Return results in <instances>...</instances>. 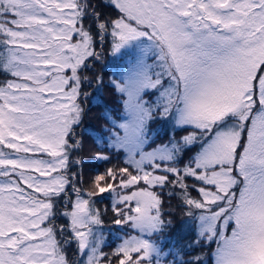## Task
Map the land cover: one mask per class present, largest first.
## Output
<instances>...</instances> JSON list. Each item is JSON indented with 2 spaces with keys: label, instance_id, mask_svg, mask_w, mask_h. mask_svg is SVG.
I'll use <instances>...</instances> for the list:
<instances>
[{
  "label": "snow or ice",
  "instance_id": "obj_1",
  "mask_svg": "<svg viewBox=\"0 0 264 264\" xmlns=\"http://www.w3.org/2000/svg\"><path fill=\"white\" fill-rule=\"evenodd\" d=\"M107 3L114 18L91 0H0V72L11 77L0 83V264H69L72 240L81 264H113L91 199L104 193L113 223L140 233L117 247L116 264H168L143 238L172 225L157 191L166 187L181 190L185 215L199 221L193 244L217 241L216 264H264V0ZM109 36L113 53L134 50L109 81L123 114L105 117V149L121 150L127 166L96 174L84 193L67 174L70 155L83 149L76 128L92 94L82 85L105 84L82 70L101 60L97 44ZM169 117L187 135L152 147L149 122ZM105 149L93 159L108 161ZM69 185L76 198L63 213L70 239L61 241L68 229L53 225V199L67 198Z\"/></svg>",
  "mask_w": 264,
  "mask_h": 264
},
{
  "label": "rangeland",
  "instance_id": "obj_2",
  "mask_svg": "<svg viewBox=\"0 0 264 264\" xmlns=\"http://www.w3.org/2000/svg\"><path fill=\"white\" fill-rule=\"evenodd\" d=\"M105 2L107 3V0H105ZM109 10L111 12V18H114L117 14L116 10L112 6L109 7ZM85 27H86V25H85ZM105 43H109L110 44L109 46H111V37L110 36L105 39L103 44H105ZM132 54H134L133 49H124L120 53H113V51L111 49V53H110L108 59L112 60L114 58V60H113V63L111 64V66L109 65V67L104 70L103 78H104L105 87L103 88L102 91H97L96 95L94 96V99H92L93 100V105H92L93 109H96V107L99 108V111L97 110L94 112V115H95L94 122L98 126V129L102 130V131L101 132H99V131L94 132L96 137L92 139V141L90 142V146H88L86 149H85V147H83V149L81 151H76L70 155V163H69L68 170L72 167L78 166L77 164L73 163V161L81 160V159H83V162H85L87 164V167H90L91 165L94 164V162L98 161V162H100V164L105 163L106 165L104 164V167L106 169L113 168L112 165H113V163H115L116 159H120V161H122L126 164V154H123L121 152V150L113 149V148H106L105 149L104 141L108 137L107 129L109 127H111V124H110L111 122L107 121L105 119V117L110 116L109 112H111L112 107L113 108L116 107V106L111 105L112 102L118 103V104L120 103L121 104L120 107H123L122 101H119L121 99L120 94L118 92H116L113 87L109 86V81L112 79H117V80L120 79L121 73L125 70L127 64L129 63V60H130V57ZM120 58H122L121 61H120ZM93 62H94L93 64H95L96 62H98V63L101 62L102 66L107 63L106 61L103 62L101 60H99V61L94 60ZM118 62H121V67L119 66ZM115 70L117 72H115ZM8 79H11V77L8 75L2 74L0 76V81L2 80L1 83L8 80ZM85 85L89 88L87 83H85ZM87 93H89V92H87ZM109 95H110V97H108ZM109 98L111 100H109ZM146 98L147 99H155L156 97L150 96V97H146ZM99 104H102V105H99ZM105 104L112 106V107L107 108V106ZM101 109L103 110L102 114H101ZM122 114H123V111H119L111 119L117 120V122H119L118 118ZM100 118L103 120L102 123L100 122ZM166 120L169 122V123H167V127L175 128L170 117ZM151 121L149 122V125H150ZM103 130H105L106 133L102 135L100 133H103ZM189 130H191V129H189ZM184 135H187L186 131L184 132L183 136ZM171 138H172V135H171ZM174 138L176 140L180 139V138L177 139L176 137H174ZM150 142H151V140H150ZM159 145H161V144H159ZM152 147H156V146L152 145ZM101 149H105V154H107L110 157V159L108 161H99V160L93 159L96 152L101 150ZM96 174H98V173L95 171H92L91 176H89L90 181H88V189L90 187L92 179L94 178V176ZM187 183L190 186L189 187V194L194 198H199L197 192L195 190H192V188H191V185H193L196 182L193 181V183H191V182H187ZM84 189H86V188L84 187ZM157 191L161 192L160 189H157ZM103 195L104 194L91 198L94 201L97 200V201L103 202V203H100V208L105 210V212L107 214L104 217V219H102V217H101V219L103 220V224L99 225V226H95V227L99 229L100 234H102V236L104 238V245L102 247V251L107 253L111 257L112 262L114 264H116V261L118 258L115 255H113V253L116 251L117 247L123 243L124 239H127L131 236H138V235H140V233L137 230L132 229L128 225H116L113 223V220L115 219V213H114L113 207H112L113 200L112 201H105V200L103 201V200H101L103 198L102 197ZM161 196L163 198V201L165 202V198H167L166 193L161 194ZM75 198L76 197L73 193L70 201H74ZM84 198H88V197L86 195H84ZM56 199H57V197L53 199V205H54L53 211H54L55 215H58L60 218H63L64 220H67V222H68V225L66 227L68 230L64 231L63 233H58L57 238L61 241H65L64 238L69 240L70 239V232H71V230H70V218L63 215V213L70 210L72 205H71V202L68 200V198H67L68 201L67 202L65 201V206L57 204ZM93 206H94V208L98 209V206L96 203H94ZM117 206L122 207V205H117ZM108 208H109V210H112V212H110L108 210ZM173 209L175 210V212L179 211V214L181 216V219L177 223L176 228L174 230H175V232H177L178 235H180V237H183L182 244L184 245V248H185L184 251L188 252V249H190V248H192L193 250L202 251V255H201L202 259L200 260V264H216L215 251H216V247H217V241L214 240V241L208 242V243L201 241L199 244H193V241H195L198 238L197 233H198L199 221L193 219L192 217H188L185 215L187 209L182 204V193H180L177 200L173 201V204L164 205V210L174 211ZM98 210L100 211V209H98ZM168 215H169V213L166 214L167 218L169 219ZM53 218H52L53 225L55 226V228L60 229L61 227L56 225L57 224V222L55 221L56 218H54V219ZM114 226H118L123 231L122 232H116ZM228 234H230V230H229ZM59 236H63V239H61ZM116 238L119 239L118 241H116L117 245L115 244L114 246H112L113 242ZM143 238L149 239V240H151V241H153L159 245V247L163 250V252L167 254L164 257H162V259L167 261L168 264H172V261L175 260L174 258H177V260L179 262H184L187 259V257H184V251L182 254H179L177 248L170 249L169 250L170 253L168 252V250H164L165 247L163 245L168 240V238H166V234H164L163 232H161L159 234H153L151 236L145 235V236H143ZM71 245L78 247L75 240L71 241ZM188 245H192V246L188 247ZM171 252H173V253H171ZM169 256H170V258H173L171 260V263L169 260L170 259ZM81 261H82V257L78 253V258L75 259V262H73V263L74 264H81Z\"/></svg>",
  "mask_w": 264,
  "mask_h": 264
},
{
  "label": "trees",
  "instance_id": "obj_3",
  "mask_svg": "<svg viewBox=\"0 0 264 264\" xmlns=\"http://www.w3.org/2000/svg\"><path fill=\"white\" fill-rule=\"evenodd\" d=\"M91 3L93 6H95L96 11L100 12L105 18H111V12L109 10L110 5H108V3L105 2V0H91ZM85 25H86V27L91 26L93 33L95 34V25H94L92 19H87L85 21ZM109 45H110L109 43H105V44H103V47L101 48L99 43L97 44V51L102 53L101 61H103V62L106 61L107 63L102 66L101 62H99V63L96 62L95 64H93L94 60H90L89 67L87 69L82 70V75L88 76L90 78L95 77L97 74L104 75V70L106 68H108L109 65L111 66V64L113 63V60H114V58L112 60L108 59L109 55L111 53V49H112V47ZM122 58H120V61L122 60ZM118 64L121 67V62H118ZM115 72H117V71L115 70ZM2 74H4V73L0 72V76ZM1 81H0V83H1ZM82 88H83L84 92H89L90 94H92L82 104V107H84V109H85V114L83 116L81 124L76 128L77 138L83 137V147H85V149H86L88 146H90V142L92 141V139L96 137L94 132L95 131L101 132L102 130H99L98 126L94 122V117H95L94 112L97 110L99 111V108L96 107V109H93V107H92V105H93L92 99H94V96L96 95V92H97L96 86H95V84H93L92 87L88 88L84 83L82 85ZM108 97H110V95ZM109 100H111V99L109 98ZM119 101H121V99ZM99 105H102V104H99ZM105 105L107 106V108H110L112 106H116L114 108L112 107L113 110L111 109V112H109L110 116H108V117H110V118L114 117V115H116L117 112L123 111V107H120V105H121L120 103L118 104V103L112 102V104H111L112 106H109L107 104H105ZM102 112H103V110L101 109V114H102ZM106 120L110 121L109 119H106ZM100 122L101 123L103 122V120L101 118H100ZM167 123H169V122L166 119H162V118H155L151 121V123L149 125V132L151 134V142L150 143L152 145L157 146L159 144L168 143V140L171 138V135H172V137H176L177 139H179L183 136L185 131H182L180 129H176L173 127L169 128V127H167ZM105 133H106L105 130H103V133H100V134L103 135ZM195 151H196L195 148H193L191 151H187L186 154H184L182 157V163H180L178 166L183 167V164L188 162L189 157L193 156L195 154ZM81 161H82V165H78V166L70 168L68 170L67 174L70 178H72L76 181L75 187L80 189L82 192L85 193L88 190V181H90L89 176H91L92 171H95L97 173H102L105 171L106 168L104 167L105 163L100 164V162H98V161L94 162V164L91 165L90 167H87V164L85 162H83V159H81ZM112 166H113V168H116V167H124L127 165L124 162L120 161V159H116L115 163H113ZM73 174H75V176H73ZM169 179H172V177L170 176ZM193 181L194 180H192V179L187 180V182H191V183H193ZM84 187L87 190L84 189ZM67 191L69 193L67 198L70 201V199L73 195V192L71 190V185L68 186ZM164 193H166V195H167V198H165V202H164L165 204L164 205H166V204L171 205V204H173V201L177 200L181 191L179 188L166 187L163 190H161V192H160V194H164ZM169 193H172V194L170 195ZM74 195H75V193H74ZM102 197L103 198L101 200H103V201L104 200L105 201H112V199H111L112 196L109 193H104V195ZM67 198H65L63 196V194H61V196L57 197L56 203L59 205L65 206V201L66 202L68 201ZM95 203L97 204L98 209H100V214H101L102 219H104V217L107 214H106L105 210L100 208V203H103V202L95 200ZM108 210H109V208H108ZM109 211L112 212V210H109ZM164 212H165L164 218L167 220L168 218H167L166 214L169 213L168 217H169V219L172 220V225L170 227L165 228L163 231V233L166 234V238H168V240L163 245L165 247L164 250H168V252L170 253V251H169L170 249L177 248L178 253L182 254L184 249H185L184 245L182 244L183 237H180V235H178L177 232H175V230H174L176 228L177 223L181 219L179 211L175 212V210L174 211L164 210ZM54 218H56L55 221L57 222V224H56L57 226L67 227V225H68L67 220L60 218L58 215H55ZM114 227H115L116 232H122L123 231L118 226H114ZM59 237L61 239H63V236H59ZM64 240H67V239L64 238ZM118 240L119 239L116 238L114 240L112 246H114L115 244L117 245L116 241H118ZM64 252L67 255V258L69 260V264H74L73 262H75V259L78 258V247L71 245V243H68V244L64 245ZM171 253H173V252H171ZM201 255H202V251L193 250L192 248L188 249V252L184 251V257H187V259L185 261L192 260L193 257H196V256L200 257V260H201L202 259ZM169 258H170V256H169ZM172 259L173 258L169 259L170 263H171ZM174 259H175V264H183V262H179L177 260V258H174Z\"/></svg>",
  "mask_w": 264,
  "mask_h": 264
}]
</instances>
